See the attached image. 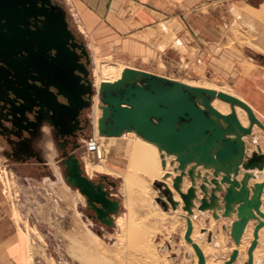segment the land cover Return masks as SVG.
I'll list each match as a JSON object with an SVG mask.
<instances>
[{"label": "water", "instance_id": "water-1", "mask_svg": "<svg viewBox=\"0 0 264 264\" xmlns=\"http://www.w3.org/2000/svg\"><path fill=\"white\" fill-rule=\"evenodd\" d=\"M32 11L37 14V19L41 17L48 24V71L32 66L38 77L34 81L43 87V80L47 79L48 103L46 96L28 89L27 81L20 83L15 80L12 59L0 58V63L11 70L9 82L0 75V91L4 93V96L0 95L1 146L12 147L16 142L15 131L32 129L33 123L25 118V102L29 97L39 101V113L43 109L48 110V127L63 135L65 132L60 128L68 127L67 119L73 120L80 110L89 107L93 94L86 68L90 64L89 53L82 41L76 42L61 4L54 0H0V19H6L2 27L15 31L17 36L18 23L22 19L9 20L7 16L10 13L28 15ZM16 40L15 37L6 42L0 39V48L15 53L19 43ZM36 42L39 51H43L42 40L38 37ZM21 45L24 49L28 43ZM82 58L85 63L80 61ZM25 63L31 66L28 57ZM98 95L101 110L97 120L99 136L118 137L124 132H133L156 147L163 169L169 160L168 166L174 176L170 171L165 172L161 180L152 184L157 194L154 202L167 213L181 208L186 221L183 239L194 250L196 264L206 262L203 252L191 239V217H195V210L200 215L210 213L215 221L230 219V226L223 224L221 228L224 232L229 231L235 246L240 244L248 223L253 221V238L247 248L245 262L252 264L258 232L264 228V212L261 210L264 208V179L251 185L249 181L263 176L264 152L258 145L250 152L249 140L256 139L253 126L264 132V125L251 108L228 93L191 86L130 67L121 71L119 79L101 82ZM57 97L66 103L58 102ZM214 99L228 103L229 112L223 114L214 108ZM236 107L246 112L247 126L238 119ZM75 148L76 145L69 152H61V157L65 158L58 164L62 167V178L85 198L86 208L94 213L93 217L112 228L113 216L119 212V202L110 196L106 186L115 188L116 184L108 181L106 176L96 180L87 178ZM239 175H242L240 179ZM168 178H171V188L165 182ZM186 181H189V186L184 190ZM172 190L180 200L174 198ZM211 236L209 233L208 242H211ZM237 256L238 250L233 249L224 264H235Z\"/></svg>", "mask_w": 264, "mask_h": 264}, {"label": "rangeland", "instance_id": "rangeland-1", "mask_svg": "<svg viewBox=\"0 0 264 264\" xmlns=\"http://www.w3.org/2000/svg\"><path fill=\"white\" fill-rule=\"evenodd\" d=\"M54 1L63 6L70 30L84 43L90 56L89 79L92 82L93 94L89 107L84 111L87 120L85 133L80 138V147L74 151L85 176L96 180L104 175L107 176L108 181L116 184L115 188L110 186L107 188L112 198L120 202L121 207L117 216L125 214V225L121 229L114 221V226L109 228L93 217L94 213L86 208L85 198L64 182L61 168L57 163L58 154L55 148L47 150L48 174H43V176L37 171L35 176L26 180L21 176L16 177L5 160L3 165L0 163V182L4 196L12 208V217L22 231L26 249L23 259L25 264H85L88 261L85 260L84 251L78 243L79 236L83 235L94 241L95 238L90 235L91 233L100 239L98 241L100 247L107 250L106 258L91 261V263L95 262L94 264H151V262L153 264L155 256L161 259L162 264H196L197 259L190 253L189 246L183 239L184 221L182 217L175 216L173 212H164L154 202L157 194L152 188V183L160 177L159 159L155 162L147 152L143 160L145 163H141L140 158L133 151L141 145L140 138L135 134L130 137H95L93 127L95 97L97 105H100V97L98 89L94 87V57L96 56L98 62L104 65L129 66L189 85L207 86L234 93L240 97L246 93L236 92L231 82L229 83L213 72L206 51L200 46L190 45L188 39L184 40L174 36L172 27L167 28L162 25L160 29L163 33L159 30L154 34V38L161 37L160 43H151L149 36L133 38L129 41L116 39L112 42L109 40L110 35L100 34L98 28L90 32L81 28L78 15L73 7V0ZM231 13L233 21L237 22L238 13L232 11ZM168 15L171 16L172 13ZM255 35L264 36V28L260 31L246 29L245 36L240 42V46L243 47L240 54L244 59L251 58L255 64L264 67V41L254 44L252 36ZM117 65L116 68H118ZM250 66L253 67V65ZM253 68L261 70L264 74L263 69ZM256 81L258 82L257 79ZM256 97L258 104L264 106L263 99ZM91 141L102 148L101 157L88 146ZM48 142L51 141L48 139ZM94 164L103 165L105 169L97 171L92 168L91 175L88 176L85 166ZM37 168L40 166L38 165ZM196 214L194 220L199 225L196 238L202 239L208 245L207 247H210V249L205 248L206 258L214 259L212 252L216 247L208 243V234L204 233L203 238L200 237V229L208 228L209 222L213 219L210 215ZM175 220L178 223L172 227V222ZM215 223L217 229L213 232L214 234L219 232L222 235L227 247L222 253L223 259L226 260L231 254L228 247L233 246V241L229 233L224 234L222 231L223 222ZM142 232L147 234L145 239L147 241L139 243L134 236ZM250 233L251 231L248 230L243 239L246 247L252 239V233ZM145 246L152 248V252L154 251L152 258H145L140 253V248ZM257 257L264 261V241L258 242ZM244 261L241 263L244 264Z\"/></svg>", "mask_w": 264, "mask_h": 264}, {"label": "crops", "instance_id": "crops-1", "mask_svg": "<svg viewBox=\"0 0 264 264\" xmlns=\"http://www.w3.org/2000/svg\"><path fill=\"white\" fill-rule=\"evenodd\" d=\"M73 1L81 28L86 32L98 28L100 34L110 35L109 40L112 42L116 39L129 41L133 38L149 36L151 43H160L161 37L154 38V34L161 30L162 25L167 28L172 27L174 36L184 40L188 39L190 45L200 46L202 50L206 51L213 72L229 83L231 82L236 92L246 93L242 98L264 124V106L258 104L256 97H260L264 102V77H262L264 74L261 70L253 68L259 67L264 70V67L255 64L251 58L244 59L240 54L243 48L240 46V42L245 36L246 29L260 31L264 28V20L256 18L260 13L264 14L262 6L264 0ZM233 7L237 8L240 13L237 22L232 18L231 9ZM168 13H172V15L170 16ZM262 18L264 19V15ZM161 32L163 33L162 30ZM252 37L254 44L264 41V36L255 35ZM243 125L247 126L248 121ZM254 134L256 139L255 141L249 140L251 144L249 151L256 150V145H259L264 152V133L254 127ZM4 148L6 145H0V163L2 165L7 160L10 170L16 177L21 176L24 180L35 176L38 171L37 162L28 160L22 163L8 158L3 152ZM262 173L261 178L250 180L249 184L261 182L264 179V169ZM40 174L43 176L42 173ZM241 177L242 175H239L238 179ZM187 183V186L184 185V190L189 186V182ZM169 184L171 186V179H169ZM172 192L174 198L179 199L177 193L174 190ZM262 199H264V194ZM11 209L0 182V264H25L23 259L26 249L22 231L12 217ZM261 210L264 212L263 207ZM203 215H210V213ZM250 223H252V233L254 223Z\"/></svg>", "mask_w": 264, "mask_h": 264}, {"label": "flooded vegetation", "instance_id": "flooded-vegetation-1", "mask_svg": "<svg viewBox=\"0 0 264 264\" xmlns=\"http://www.w3.org/2000/svg\"><path fill=\"white\" fill-rule=\"evenodd\" d=\"M20 7V5H16ZM33 12V11H32ZM34 14V12L32 13ZM31 13H10L7 16L9 20L11 19H22L21 23H18L17 36H15V31H9L6 27H2L6 22L5 18L0 19V39L4 42L10 41L12 39H17L18 47L15 48V53L9 52V50L0 48V58H10L15 63V80L17 79L20 83L27 81L29 84L28 89L32 92L40 93L41 95L46 96L45 100L48 103V84L47 79L43 80L45 84L43 87L40 86V83L34 81L37 79V74L32 66H39L42 71H48V24L42 20L41 17H38L37 14L32 15ZM3 15V14H1ZM42 40L44 43V50L39 51L37 45V38ZM77 43L80 40L75 36ZM21 43H28L24 49L21 47ZM29 58L31 66H27L25 59ZM81 62L85 63L84 58L80 59ZM86 68L89 71V65H86ZM0 75L3 79L11 80V70L6 68L0 63ZM90 75V72H89ZM2 83V82H0ZM1 86V84H0ZM41 87L40 89L38 87ZM52 90V89H51ZM0 91V95H3ZM30 99L25 102V108L27 109L25 113V118L32 122V129L28 132L17 130L16 132V142L11 146H7L3 149V152L9 155L10 158L18 160L19 162H26L28 160H34L40 166L38 172L42 174H48V162L47 157V144L48 139L53 143L54 148L58 154L57 163L59 164L61 160L65 158L61 157V152L66 150L67 152L76 145V149L80 147L79 141L80 138L84 136L85 128L87 126V120L85 119L84 111L87 108H84L79 111L75 118L67 119L68 127H61L60 130L65 132V134L60 135V132L57 129L48 127V110L43 109L40 113L37 104L39 101H36L34 97H29ZM58 102L66 103L65 100L61 97H57ZM47 128V131L45 130ZM42 161V162H39ZM62 169V167H61Z\"/></svg>", "mask_w": 264, "mask_h": 264}, {"label": "bare ground", "instance_id": "bare-ground-1", "mask_svg": "<svg viewBox=\"0 0 264 264\" xmlns=\"http://www.w3.org/2000/svg\"><path fill=\"white\" fill-rule=\"evenodd\" d=\"M263 7H264V5H262ZM260 9H262L261 7H260ZM251 10V9H250ZM231 11L232 12H235V13H238V15H240V13L238 12V10H237V8H235V7H233L232 9H231ZM245 12H246V10H245ZM264 14H259V15H257V19H263L262 18V16H263ZM156 34V33H155ZM75 35V34H74ZM76 36V35H75ZM94 54L96 55V51H94ZM94 63H95V70H94V72H95V81H94V87H96L97 89H98V86H99V84L101 83V82H113V81H115V80H117V79H119V77H120V74H121V71L124 69V68H126L127 66H118L117 64V67L118 68H116V65L115 66H111V65H104V64H102V63H99L98 62V59H97V57L95 56L94 57ZM129 67V66H128ZM131 68V67H130ZM184 83V82H183ZM187 84V83H186ZM189 85V84H188ZM191 86H193V85H191ZM200 87V86H199ZM202 88H209V89H213V90H216V91H221V90H218V89H215V88H212V87H207V86H203ZM222 92H225V93H228V94H230V95H232V96H235L236 98H238V99H240V100H242L243 102H245L244 101V99L242 98V97H240V96H238V95H236V94H234V93H230V92H226V91H222ZM246 103V102H245ZM247 104V103H246ZM248 105V104H247ZM100 105H97V98L95 97V106H94V117H93V127H94V133H95V137H99V138H105L104 136H99L98 135V132H97V120H98V118H99V116H100V113H101V110H100V112H99V109H100V107H99ZM212 106L214 107V108H216L218 111H220L221 113H223V114H226V113H228L229 112V110H230V108H229V105H228V103H226V102H223V101H221V100H218V99H214L213 100V102H212ZM249 106V105H248ZM250 107V106H249ZM251 108V107H250ZM251 110L253 111V109L251 108ZM253 113H254V111H253ZM236 114H237V117H238V119L240 120V122H242L243 124H246L247 123V121H248V119H247V115H246V112L244 111V110H242L241 108H239V107H236ZM254 115L256 116V114L254 113ZM256 118L262 123V121L258 118V116H256ZM241 123V124H242ZM242 124V125H243ZM263 124V123H262ZM264 125V124H263ZM244 126V125H243ZM254 127H256V128H258L257 126H253V128H252V132H253V134H254ZM260 129V128H259ZM261 130V129H260ZM262 131V130H261ZM97 132V133H96ZM263 132V131H262ZM264 133V132H263ZM134 133L133 132H124L122 135H120V136H118V137H126V136H129L130 137V135H133ZM138 137V136H137ZM108 138H112V137H108ZM115 138V137H114ZM97 139V138H96ZM140 141H141V145L139 146V148L137 149V150H133L134 151V153L140 158V161H141V163H145V161L143 162V160H144V158H145V156H146V154H147V152H149L150 153V155L152 156V158L154 159V161L155 162H157L158 161V159H159V162H160V158H159V153H158V151H157V149H156V147L154 146V145H152L151 143H148V142H146V141H144V140H141V138L139 139ZM121 141V140H120ZM88 142V141H87ZM116 142V141H115ZM89 145H92V144H89ZM95 146H96V144H94ZM120 145V144H119ZM121 146V145H120ZM259 146V145H258ZM96 148V150H97V153H98V155L101 157L102 155H101V153H102V148L100 147V146H97V147H95ZM127 148H129V147H127ZM132 148V147H131ZM145 148V149H144ZM110 149V148H109ZM132 150V149H131ZM112 151V150H111ZM114 152V151H113ZM117 152V151H116ZM111 157V156H110ZM152 163H154L153 161H151ZM168 162H169V160H167V163H166V167L163 169L162 167L161 168H159L160 170H159V175H160V177H162V175L165 173V172H168V171H170L171 172V174L172 175H174V173H173V171H172V169L171 168H169V166H168ZM150 164V163H149ZM160 166H161V164H160ZM92 168L93 169H95V170H97V171H102L103 169H105L104 167H103V165H98V164H94V165H86L85 166V172H86V174L89 176V175H91V170H92ZM152 170V169H151ZM155 171V170H154ZM263 172V171H262ZM93 173V172H92ZM144 173H146V172H144ZM148 173V172H147ZM157 173V172H156ZM151 174V173H150ZM155 174V173H154ZM147 175V174H146ZM102 176H104V175H102ZM155 176V175H154ZM158 176V175H157ZM87 177V176H86ZM107 177V176H106ZM160 177H159V179L157 180V181H159V180H161L160 179ZM88 178V177H87ZM128 178V177H127ZM129 179V178H128ZM136 179V178H135ZM169 179H171V178H168L165 182L167 183V185L171 188V186H170V184H169ZM108 180V179H107ZM130 180V179H129ZM130 181H132V180H130ZM128 182V181H127ZM187 182H189V181H186L185 182V186H187ZM141 182H139V184H140ZM153 184V183H152ZM129 185H131V184H129ZM107 187V186H106ZM142 187V186H141ZM139 189V188H138ZM137 189V190H138ZM141 189H143V188H141ZM145 189V188H144ZM140 190V189H139ZM138 190V191H139ZM109 193H110V191H109ZM175 193V192H174ZM138 194H140L139 192H138ZM264 194V193H263ZM262 194V195H263ZM110 196H111V193H110ZM178 196V195H177ZM112 197V196H111ZM177 198V197H176ZM177 200H179V199H177ZM119 202V201H118ZM120 202H119V211H120ZM179 211H182L181 210V208H179L176 212H173L174 214H175V216H178V217H182V221H184V230H182L183 231V233L182 234H184V232H185V229H186V221H185V218L182 216L183 215V212H182V214H181V212H179ZM170 212H172V211H170ZM119 213V212H118ZM167 213V212H166ZM197 213V212H196ZM195 213V211H194V214H195V217H196V214ZM118 215V214H117ZM113 216V221H115V223H116V225H118L121 229L122 228H124V225H125V214H122V215H119V216ZM114 217H115V220H114ZM195 217H191V221H192V233H191V239H192V241L195 243V244H197L198 245V247L201 249V251L203 252V254H204V257H205V262H206V264H224V261H226L228 258H229V256H228V258L226 259V260H224L223 259V251L225 250V249H227V247H226V245H225V243H224V241H223V239H222V235L218 232V233H215L214 234V230L215 229H217V225H216V223L215 222H217V223H219V224H221L222 222H223V224H226V223H224V222H228L227 223V225L228 226H230V224H231V220L230 219H227V220H223V219H220L219 221H215V222H213V220H211L210 222H209V226H208V228H202V229H200V237L201 238H203V234L205 233H207L208 235H209V233H212V236H211V242H208V243H211V245H213V246H215L214 248H215V250H214V252H212V255L214 256V259H207L206 258V253H205V250L206 249H210V247H207L208 245H206L205 243H204V241L201 239V240H198L197 238H196V233H197V226H199L197 223H196V221L194 220L195 219ZM250 222H253V221H250ZM248 223V225H247V227H246V229H245V231H244V234H243V236H242V238H241V241H240V244L238 245V246H235L234 245V243H232L233 244V246H230V247H228V249L229 250H231V252H232V250L233 249H237L238 250V256H237V260H236V262H235V264H240L241 262H243L244 260V264H245V262H246V260H247V248L248 247H246L245 245L246 244H244V242H243V239H244V236H245V234L247 233V231L248 230H250L251 231V228H252V223ZM176 223H178V221L177 220H175V221H173L172 222V227L174 226V225H176ZM254 223V222H253ZM218 224V225H219ZM222 224V225H223ZM222 225H221V227H222ZM201 230H205L203 233H201ZM223 231V230H222ZM224 232V231H223ZM228 234L229 233V231H227V232H224V234ZM251 234V233H250ZM27 235V234H26ZM90 235H92V237L93 238H95L94 239V241H92V240H90L89 238H86V236H83V235H81V236H79V244H80V247H81V249L84 251L83 252V254H84V258H85V260H87L88 262H85V264L86 263H91V261H94V260H97V259H104V258H106V256H107V254H106V251L105 250H103L102 249V246L100 247V245H99V238L96 236V235H94L93 233H91ZM252 236V235H251ZM135 238V240L137 241V242H139V243H141V242H143L145 239H146V237H147V234H144L143 232L142 233H140V235H136V236H134ZM252 238H253V236H252ZM208 239V238H207ZM252 240V239H251ZM145 241H147V240H145ZM208 241V240H207ZM259 241H264V228H261L260 230H259V232H258V240H257V245H256V247H255V249H254V251H253V261H252V264H258V263H260V262H262L263 261V259L262 258H260V257H257L258 256V242ZM213 242V243H212ZM251 242V241H250ZM117 244V243H116ZM187 244V243H186ZM248 244H250V243H247V245ZM148 246V245H147ZM152 246V245H151ZM188 246H189V251H190V253L191 254H193L194 256H195V258L197 259V257H196V255H195V253H194V250L192 249V247H191V245L190 244H188ZM249 246V245H248ZM150 248V247H149ZM148 247H143V248H140V253L142 254V256L144 255V257L145 258H152V256L154 255V251L152 252L151 250H152V248H150L149 249ZM206 248V249H205ZM211 248H212V246H211ZM261 256V255H260ZM156 257V259H154V261H153V264H162V263H160V262H162V261H160L159 260V257L158 256H155ZM158 258V259H157ZM156 260H158L157 262H156ZM152 261V260H151ZM95 263V262H94ZM93 262L91 263V264H94ZM151 264H152V262H151ZM242 264V263H241ZM261 264H264V261L261 263Z\"/></svg>", "mask_w": 264, "mask_h": 264}, {"label": "built area", "instance_id": "built-area-1", "mask_svg": "<svg viewBox=\"0 0 264 264\" xmlns=\"http://www.w3.org/2000/svg\"><path fill=\"white\" fill-rule=\"evenodd\" d=\"M89 144H92V145H89ZM89 144H88V146L90 147V149L95 150L96 153H97V150H96V148H95V147H97V145H96V146L94 145V144H96V143L93 142V141H91Z\"/></svg>", "mask_w": 264, "mask_h": 264}, {"label": "clouds", "instance_id": "clouds-1", "mask_svg": "<svg viewBox=\"0 0 264 264\" xmlns=\"http://www.w3.org/2000/svg\"><path fill=\"white\" fill-rule=\"evenodd\" d=\"M45 130L47 131V128H45ZM46 146H47V148L50 149V150L54 148V145H53V143H51V142H48V144H47Z\"/></svg>", "mask_w": 264, "mask_h": 264}]
</instances>
